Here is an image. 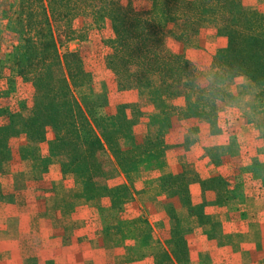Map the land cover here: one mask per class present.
<instances>
[{"label":"crops","instance_id":"0c3cea01","mask_svg":"<svg viewBox=\"0 0 264 264\" xmlns=\"http://www.w3.org/2000/svg\"><path fill=\"white\" fill-rule=\"evenodd\" d=\"M243 2L264 13V0ZM211 34L217 44L173 42L169 48L207 70L227 45L216 28ZM96 75L92 87L102 91L93 93L107 96L101 115L122 127L133 123L136 144L159 135L163 153L145 156L127 173L108 150L98 154L105 170L119 171L98 184H126L133 195L113 206L109 198L90 200L84 181L64 173L68 158L50 153L54 133L40 144L22 138L23 151L0 162V264H162L161 258L183 264L185 250L189 264H264V117L251 123L247 108L239 115L225 98L216 127L178 115L168 120L163 111L169 104L184 107L183 97L155 101L141 91L119 90L109 70ZM123 105L135 109L121 111ZM130 142L121 140L122 148ZM39 160L46 163L43 176L29 179ZM72 190L83 191L89 204L73 198ZM201 205L207 223L192 212Z\"/></svg>","mask_w":264,"mask_h":264},{"label":"trees","instance_id":"16d2710c","mask_svg":"<svg viewBox=\"0 0 264 264\" xmlns=\"http://www.w3.org/2000/svg\"><path fill=\"white\" fill-rule=\"evenodd\" d=\"M48 3L58 4L54 19ZM79 19L85 28L87 21L111 22L113 36L105 40L103 57L86 61L70 49L61 55L53 21L71 28ZM207 24L216 26L227 45L202 70L169 46L195 47L192 39ZM102 69L115 75L121 91L140 92L157 84L159 97L151 95L153 100L183 97L184 107L169 104L163 111L168 120L178 115L216 127L218 104L226 98L225 80L244 77L264 96V13L248 9L243 0H0V162L11 159L13 140L25 136L40 144L54 133L50 153L68 158L64 173L84 181L90 200L109 198L120 206L133 198L131 190L126 184H98V179L119 175L118 170H105L98 154L108 150L127 173L145 156L163 153L164 145L159 135L148 144H136L129 128L133 123L122 127L103 117L106 95L77 96L92 87ZM20 84L31 85L33 93L29 103L16 106ZM128 108L135 109L123 105L120 110ZM123 139L131 141L129 149L122 148Z\"/></svg>","mask_w":264,"mask_h":264},{"label":"rangeland","instance_id":"374dc122","mask_svg":"<svg viewBox=\"0 0 264 264\" xmlns=\"http://www.w3.org/2000/svg\"><path fill=\"white\" fill-rule=\"evenodd\" d=\"M249 2V1H248ZM53 4V5H52ZM48 3L47 7L49 10V14L51 15L52 19H54V15H56V11L59 9L58 4L55 3ZM245 7L247 5L244 3ZM86 23L84 20L79 19L76 20L71 28L66 27L65 23H62L60 21H53V29L55 32V36L57 39V42L59 44L60 52L61 55L64 57V54L68 49L75 51V52H80L82 53V56L86 58V61L90 57H97L98 59L103 57V52L106 49V43L105 40H108L113 36V30L111 26V22L108 19H103L100 24H94L91 21H87V28H85ZM89 27V28H88ZM68 28V29H67ZM213 28H216L214 24H207L204 25L201 29V33L198 38H193L192 43L199 46L201 43H216L215 38H213L211 34V30ZM171 29H175L174 26L171 27ZM76 39H81V40H76ZM217 44V43H216ZM200 47V46H199ZM87 67V66H86ZM240 78L242 80H240ZM22 84V83H21ZM20 84V85H21ZM154 87H144L141 90V94L143 96H147L153 99L158 98L159 96V91H158V86L157 84L152 85ZM223 89L226 95V101L229 108H235L237 114H239L240 111L245 110L246 108L248 109L249 116L248 120L249 122H254L259 119V122L261 119L264 117V109L263 105L264 104V96H259V92L261 89H258L256 87H253L250 82L244 78V77H238V78H231L227 79L223 83ZM101 92L102 87L100 85L96 87H91V88H84L79 91H77V96L81 97V95L89 94L90 92ZM33 93V87L31 85H21L19 93L17 94V101H16V106H18L20 103L23 104L25 101L29 103V99ZM153 97H152V96ZM251 96L252 99L249 101L245 102V97ZM16 99V98H15ZM13 100V99H12ZM14 101V100H13ZM5 103H10L8 100L5 101ZM13 103V102H12ZM20 106V105H19ZM223 109H221V112ZM241 115V114H239ZM234 124H240V118L235 117L232 118ZM112 122V121H111ZM264 122V121H263ZM233 124V125H234ZM26 139L27 138L24 136L22 137ZM16 139L12 141V155L18 156L19 152L18 151H23L20 150L21 146V139ZM19 142V143H18ZM23 144L25 142L23 141ZM27 148H24V154H30V150H26ZM40 150V148H39ZM27 151V153H25ZM30 156V155H29ZM15 159V158H14ZM7 167H9L6 164ZM46 168V163L44 160H39L38 163L35 164V168L32 169V172L28 174L31 179V177H37V179L41 178L43 176L44 169ZM31 172V171H30ZM75 179V177H72ZM57 190H63L64 186L60 185L57 186ZM67 190V189H66ZM61 192V191H60ZM70 194L72 195L73 198H75L77 201L83 199V203L89 204L90 201H88V198L84 192H75L74 190L70 191ZM88 202V203H87ZM202 207L198 208L197 210H193L192 212L195 214L199 215V219L202 220V222L207 223L208 222V217L204 216L202 213ZM195 208V207H194ZM121 209V208H120ZM140 221L142 222V218H140ZM125 226V227H124ZM123 227L126 228V225ZM184 246V244H183ZM181 246V247H183ZM183 249V248H182ZM183 264H189V259L188 256L186 255V250L185 253L183 254ZM162 264H168L165 258H161Z\"/></svg>","mask_w":264,"mask_h":264}]
</instances>
